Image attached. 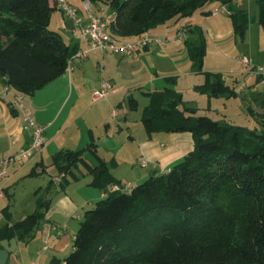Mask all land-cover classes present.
Returning a JSON list of instances; mask_svg holds the SVG:
<instances>
[{
	"label": "trees",
	"instance_id": "16d2710c",
	"mask_svg": "<svg viewBox=\"0 0 264 264\" xmlns=\"http://www.w3.org/2000/svg\"><path fill=\"white\" fill-rule=\"evenodd\" d=\"M83 1L115 11L109 31L123 40L191 16L214 0ZM218 1L227 5L235 35L243 41L251 22L248 10L236 0ZM257 2L264 26V0ZM56 10L53 0H0V78L6 85L33 95L67 72L79 47L50 27ZM190 31L195 33L186 39L192 68L205 75L195 88L209 97H237L236 82L204 70V31ZM147 95L142 114L147 134L188 131L194 137L191 151L169 170H154L133 185L117 177L96 139L82 149H61L52 164L64 176L58 182L52 177L44 192L36 190L35 210L27 216L11 223V205L5 206L8 221L0 226V240L32 238L50 208V190L65 191L71 182L90 176L89 185L104 195L86 209L64 264H264V128L198 115L171 86ZM130 105L136 108L138 100L131 96Z\"/></svg>",
	"mask_w": 264,
	"mask_h": 264
},
{
	"label": "crops",
	"instance_id": "0c3cea01",
	"mask_svg": "<svg viewBox=\"0 0 264 264\" xmlns=\"http://www.w3.org/2000/svg\"><path fill=\"white\" fill-rule=\"evenodd\" d=\"M69 1L80 8L84 3L83 0ZM253 1H235L237 5L247 9L251 17L247 36L242 42L235 35L233 20L227 5L214 0L197 9L191 16L175 17L151 29L149 33L167 40L163 45L153 44L142 48L137 57L94 50L86 59L76 63L73 71H67L38 89L33 95L21 93L14 88H11L6 95L0 93V160L28 146L32 139L31 130L25 127L24 109L18 107L19 94L23 96L25 107L33 113L37 123L46 127V144L42 153L12 162L8 167L9 176L0 181V193H4L3 196L0 195V214L4 213L5 216V219L0 221V226L8 221L6 213L1 208L4 200L7 199L11 206L14 200L10 186L22 176L32 172L41 174L47 171L45 161L47 153L52 152L53 157L61 149L85 148L92 138L99 143L111 138L108 130L112 128L113 118L119 119L120 130L124 127L123 121H120L122 117L118 108L113 106L117 96L124 94L123 101L118 103L122 107L126 104L127 98L135 95L137 88L147 94L149 91L165 86L173 87L183 75L191 78L197 75L198 72L192 68L186 44L187 38L195 36L190 28H201L206 35L207 44L212 43L213 49L220 57H225V54H229L228 58L236 55L238 59L246 56L253 61L252 66L243 64L242 70L219 68L222 71H230L233 75L236 73L247 75L245 84L237 83L238 92L243 89L246 91V86L250 83L258 85V81H264V77L258 72V67L264 66V26L258 20L259 4L258 2L254 4ZM70 25L69 21L67 29L69 41H66L77 44L79 49L86 47L88 44L81 42L80 37L69 30ZM183 28H187L185 38L178 36ZM211 45H207V51L211 49ZM162 66L166 67V71L161 70ZM168 77H173L175 81L169 82ZM236 79L240 81L239 78ZM105 82L112 84L116 91L110 90L106 97H96V92ZM5 86L6 84L0 78V91ZM174 88L176 89L175 86ZM103 104L108 107L107 115L105 112L101 114L99 107L90 113L93 107ZM110 106L112 109L109 113ZM251 108L258 114L257 107L251 106ZM261 108L264 115V103ZM114 110L117 112L116 115ZM128 117L127 110L124 119L128 121ZM106 122L109 124L103 133L100 124ZM166 135L161 138L159 136L156 138L154 135L150 138L147 135L148 138L145 136L144 141L142 140L138 161L141 164V160H146L151 170L142 174L141 178L146 179L154 170L159 172L169 170L174 163L194 148L193 136L188 131ZM165 140L169 142L168 145ZM114 172L117 174L116 170ZM60 175L56 172L51 176L58 182ZM90 179L91 177L87 176L79 181L71 182L65 191H59L58 188L50 190L48 194L51 198L50 208L33 237L27 241L16 238V244L11 245L14 251L10 253L6 264H64L65 257L72 250L73 241L86 209L93 206L104 195L99 188L89 185ZM129 182L133 181L129 180ZM17 220L19 219H14L12 213L11 223Z\"/></svg>",
	"mask_w": 264,
	"mask_h": 264
},
{
	"label": "rangeland",
	"instance_id": "374dc122",
	"mask_svg": "<svg viewBox=\"0 0 264 264\" xmlns=\"http://www.w3.org/2000/svg\"><path fill=\"white\" fill-rule=\"evenodd\" d=\"M253 3L256 4L257 0H254ZM72 4L75 5L74 3ZM81 8L84 9V3ZM69 21V18L61 10L57 9L53 13L50 24L52 29L63 33L67 41H69V34L67 32ZM239 41L242 42L241 40ZM211 44L212 43L208 42L207 45L210 46ZM228 56L229 54H225V57H220L211 45V49L207 51V55L205 56L204 70L224 73L229 83L242 82L245 84L247 79L246 74L243 75L242 73H236V75H233L230 73V71L219 70V68L223 67L227 69H243V63L240 59L236 58V55H232L230 58H228ZM162 67L163 68L161 70L163 72L166 71V67ZM236 78H239L240 81H238ZM204 81L205 75L203 73H197V75L192 78L184 75L179 77V82L174 85L176 89L183 93L187 105L197 109L198 115H206L215 120H228L234 124L251 128L255 126L264 128V118L261 117L263 115V108H261V106L264 103L263 80L258 81V83L255 81L258 85L252 83L248 84V86H246V91L243 89L241 92H239L237 97H228L227 94L221 95L219 97H209L206 93L198 91L195 88L197 84L204 83ZM255 86L257 87L255 88ZM260 90L262 91L261 94ZM135 91L136 92L133 97L138 100V105L136 108H131L130 97L126 99V104H124L122 107L119 106L120 104L118 105L119 101H123L122 99L124 94L117 96L115 99V105H113L118 108L122 117L120 121H123L124 127L120 130L118 122L119 119L113 118L111 122L112 128L108 130L111 138L101 143L98 142L100 154L106 159V161H108L110 164H113V170H116V175L122 179L123 183H128L129 180L133 181V185L144 181V179L141 178L142 174L145 172L148 173L151 170V166L147 165L143 167L140 164L138 161V154L140 153L141 144L144 141L145 136L146 138H151L153 136H149L147 134L142 122L143 110L144 107L149 103L150 98L140 88L135 89ZM251 106L257 107L256 110L260 116H256V118L252 114ZM98 107L100 108L101 114L105 112L107 115L108 107L104 104L93 107L90 113H92L94 109ZM111 109L112 106L109 107V113L111 112ZM127 110L129 111L128 121L124 119ZM108 124V122L105 124H100V129L103 133L106 131V126ZM166 134L168 133L156 132L154 133V137H166ZM166 143L167 145L169 144L167 141ZM51 153L52 152L45 155L47 171L41 174H27L22 176L21 178L16 179L10 186V189H12L11 193L14 194V200L12 202V206H10V211H12L14 219H21V217L23 218L33 211L36 204L35 200L37 199L36 190H38L40 187H43L41 193L44 192L52 177L51 175L58 172L57 167L52 164ZM88 157L91 161H94L91 155ZM8 204L9 201L7 199L4 200L1 208H4ZM3 219H5V216L4 213H1L0 221Z\"/></svg>",
	"mask_w": 264,
	"mask_h": 264
},
{
	"label": "built area",
	"instance_id": "2783aa9c",
	"mask_svg": "<svg viewBox=\"0 0 264 264\" xmlns=\"http://www.w3.org/2000/svg\"><path fill=\"white\" fill-rule=\"evenodd\" d=\"M57 9L61 10L70 20V31L80 37V41L87 43L86 47L80 48L69 60L67 71H73L75 64L86 59L92 51L99 50L101 52L123 53L124 55L137 57L142 48L153 44L163 45L167 38L145 32L132 39L120 40L110 33V27L116 20V12L110 10L107 5H100L95 8L90 1H84V9L73 5L69 0H53ZM187 28L179 31L178 36L185 38ZM245 65H254L253 61L248 57L240 58ZM258 72L264 77V67H259ZM11 90L6 85L0 93L6 95ZM110 90H114L112 84L105 82L103 87L96 92V97H106ZM18 107L24 109L25 127L32 132V139L28 146L20 149L18 152L9 154L0 160V181L9 176L8 167L12 162L21 159H28L37 154L42 153L46 144V127L37 123L33 113L27 109L23 103V96L18 95ZM114 114L117 112L114 110ZM142 166H147L148 162L141 160ZM64 176L62 173L58 179ZM128 186L130 185L127 184ZM119 189V185L114 186ZM3 192L0 193L3 196Z\"/></svg>",
	"mask_w": 264,
	"mask_h": 264
},
{
	"label": "water",
	"instance_id": "95a60500",
	"mask_svg": "<svg viewBox=\"0 0 264 264\" xmlns=\"http://www.w3.org/2000/svg\"><path fill=\"white\" fill-rule=\"evenodd\" d=\"M16 241V238L0 240V264H6L10 253L14 251L11 245L16 244Z\"/></svg>",
	"mask_w": 264,
	"mask_h": 264
}]
</instances>
